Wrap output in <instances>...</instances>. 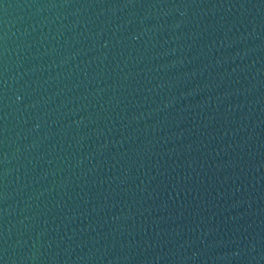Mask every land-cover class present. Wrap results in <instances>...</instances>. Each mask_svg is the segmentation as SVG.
<instances>
[{
    "label": "water",
    "instance_id": "obj_1",
    "mask_svg": "<svg viewBox=\"0 0 264 264\" xmlns=\"http://www.w3.org/2000/svg\"><path fill=\"white\" fill-rule=\"evenodd\" d=\"M0 264H264V0H0Z\"/></svg>",
    "mask_w": 264,
    "mask_h": 264
}]
</instances>
